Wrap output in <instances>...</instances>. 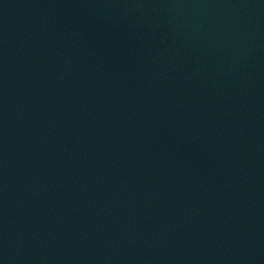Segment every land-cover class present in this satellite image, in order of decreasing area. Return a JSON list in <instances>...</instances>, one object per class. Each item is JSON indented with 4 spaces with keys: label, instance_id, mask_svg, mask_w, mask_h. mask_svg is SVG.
I'll use <instances>...</instances> for the list:
<instances>
[{
    "label": "water",
    "instance_id": "1",
    "mask_svg": "<svg viewBox=\"0 0 264 264\" xmlns=\"http://www.w3.org/2000/svg\"><path fill=\"white\" fill-rule=\"evenodd\" d=\"M0 264H264V0H0Z\"/></svg>",
    "mask_w": 264,
    "mask_h": 264
}]
</instances>
